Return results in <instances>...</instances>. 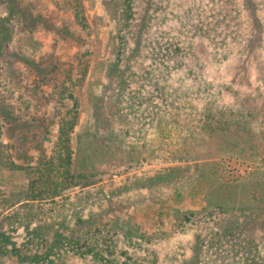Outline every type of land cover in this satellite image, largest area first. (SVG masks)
Instances as JSON below:
<instances>
[{
    "label": "rangeland",
    "instance_id": "rangeland-1",
    "mask_svg": "<svg viewBox=\"0 0 264 264\" xmlns=\"http://www.w3.org/2000/svg\"><path fill=\"white\" fill-rule=\"evenodd\" d=\"M23 1L51 27L40 20L16 21L10 37L0 36V228L20 242L36 225L25 218L37 204L25 207L24 191L34 177L33 166L57 151V103L63 108L72 103L67 96L61 99L70 83L62 79L72 67L76 77L88 65L74 88L79 113L71 141L73 169L88 177L60 197L74 199L68 214L87 218L89 211H100L93 219L117 234L118 247L130 229L153 234L152 242L129 249L138 264H244L245 250L251 252L249 263L264 264V31L250 47L239 40L224 61L213 58L207 40L199 42L195 57L205 82L186 79L200 88L194 93L205 107L213 101L220 106L210 125L149 86L150 101L160 104L152 109L144 104L137 118L127 109L129 122L138 119L143 134L126 135L120 127L115 70L109 67L118 57L120 30L131 40L121 0H81L86 29L74 23L68 0ZM233 20L226 17L220 26L232 27ZM53 65L60 68L46 78L38 71ZM223 111L251 126L214 129L215 120L227 117ZM181 114L197 126L193 141H187L186 158L159 129L163 115ZM12 161L24 168H13ZM64 264L81 261L69 257Z\"/></svg>",
    "mask_w": 264,
    "mask_h": 264
},
{
    "label": "trees",
    "instance_id": "trees-1",
    "mask_svg": "<svg viewBox=\"0 0 264 264\" xmlns=\"http://www.w3.org/2000/svg\"><path fill=\"white\" fill-rule=\"evenodd\" d=\"M121 2L123 19L126 21L125 28L131 40L129 37L127 39L125 31L121 29L118 57L109 65L110 69L113 68L112 71L115 70L113 71V76H116L114 84L117 88L115 96L123 117L122 125H119L121 130L125 131L126 135L143 134V127L136 122L138 119H130L129 122V111L135 112L137 118L144 104L150 109L152 106H159L160 103L154 101L155 99L150 101L154 94L145 89L149 86L158 90L163 98H167L166 100L169 97H172L173 101L179 100L187 114L193 113L198 121L207 120L206 125H210L209 119L218 117L214 110L220 106L213 101L205 107L206 104H202L198 94L194 93L200 91V88L196 90L194 83L186 79L187 76H192L196 83L205 82L199 68V58L195 57L197 46L199 42L207 40L216 61L226 60L239 40L241 42L246 40V46L250 47V43L255 42L259 38V33L264 31L262 20L264 0H121ZM23 4V0H0L2 38L10 37L16 21L23 24L28 19L44 22L42 13L33 11L29 2ZM66 4L72 11L74 23L81 29L88 28L81 0H68ZM212 16H215V19L212 22L208 21ZM226 17L234 19L235 23L232 27L224 29L220 22ZM44 25L51 27V23L47 21ZM67 28L68 26H65V30ZM31 63L36 64L34 60ZM57 68L60 66L38 67V71L46 78ZM76 69L74 67L69 69L66 72V80L62 79V83H70L63 89L65 97L61 95V99L68 97L72 99V103L66 108H63L64 104L60 102L62 100L57 103L58 111L55 116L59 128L57 151L51 159H44L40 164L33 166L31 173H34V177L30 179L28 188L24 191L23 199L27 204L25 207L30 202L37 204L25 218L32 224L36 220V225L30 228L28 235L20 242L14 239L10 231L0 228V264H9L10 261L12 264H64L69 257L80 259L81 264H138L129 249L135 248L136 245L137 248H141L143 243L153 241V234L136 227L127 231L123 238L124 244L118 247L117 234L111 233L104 225L94 221V215L100 211H89L87 218L81 214L70 215L69 207L74 199H71L72 196L60 198L74 186L82 184L88 177L87 174L75 172L73 169L71 141L79 113V102L75 99L74 88L78 81L85 78L89 67L82 66L75 77ZM225 113L223 111L224 115ZM244 115L249 117L247 113ZM180 116L182 114L166 119L163 115L159 129L162 136L167 137L164 138L167 143H172V147L177 149L178 156L186 158L185 156L189 155L185 150L187 141L188 139L193 141L190 136L194 135L197 126H192L193 123L182 120ZM219 119L221 120L214 121V129L251 126L247 120L236 119L231 113L230 116ZM19 120L17 123L20 126ZM26 121L27 119L22 122ZM10 165L13 168H24L14 161ZM19 200L17 199L14 204ZM15 215L19 216L20 213L17 212ZM31 226L27 223V228ZM250 253V250L243 251L244 264H253L249 263ZM121 256H124L122 261ZM256 261L259 260H253Z\"/></svg>",
    "mask_w": 264,
    "mask_h": 264
}]
</instances>
